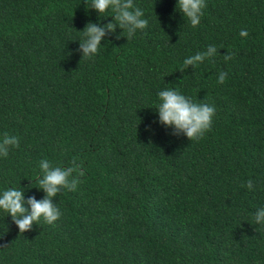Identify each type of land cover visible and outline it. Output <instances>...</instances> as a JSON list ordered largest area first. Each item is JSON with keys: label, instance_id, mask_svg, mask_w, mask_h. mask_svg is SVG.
Here are the masks:
<instances>
[{"label": "trees", "instance_id": "1", "mask_svg": "<svg viewBox=\"0 0 264 264\" xmlns=\"http://www.w3.org/2000/svg\"><path fill=\"white\" fill-rule=\"evenodd\" d=\"M90 2L0 0V141L19 140L0 194L43 198L41 160L84 172L53 224L20 233L0 210V264H264V0H205L196 27L178 0H134L148 26L83 58L85 25L114 15ZM164 89L215 107L198 141L159 123Z\"/></svg>", "mask_w": 264, "mask_h": 264}, {"label": "clouds", "instance_id": "2", "mask_svg": "<svg viewBox=\"0 0 264 264\" xmlns=\"http://www.w3.org/2000/svg\"><path fill=\"white\" fill-rule=\"evenodd\" d=\"M85 4H88V0H85ZM205 6V0H178L176 8L184 17L188 18L193 27H196L200 23V18L203 15L202 9ZM86 8L96 10L100 17L109 9L114 15L108 23L97 24L89 21L85 25L82 30L84 38L79 44L83 58L95 56L106 34L114 33L117 27L123 31L126 30V37L130 39L137 30H143L148 26V20L143 18L144 12L134 5V0H91L90 5ZM240 35L246 37L247 30H241ZM217 51L215 46H209L205 52L196 53L186 58L180 71H184L189 65L195 68L205 58L215 56ZM231 58L230 55H224L226 61ZM226 77L227 73L221 72L218 82L224 83ZM158 96L160 103L156 109L159 114V123L166 128L174 126L172 134L183 133L190 141H198L205 132L211 129L216 111L214 106L207 103H195L191 98L174 89L161 90ZM12 146L19 147L18 138L4 134L0 141V156L7 157ZM40 169L43 176L38 179V188L45 193L43 198L37 199L33 195L25 199L24 191L14 187H9L0 194V210L11 216L20 233L31 230L34 224L39 225L41 218L48 224L57 221L61 212L54 202V198L62 189L76 190L79 180L73 177L74 172L78 171L80 176L84 175L75 160H73L72 166L67 168L53 167L48 160H41ZM247 187L253 188L252 181H248ZM255 221L257 223L264 222V208L255 213Z\"/></svg>", "mask_w": 264, "mask_h": 264}]
</instances>
